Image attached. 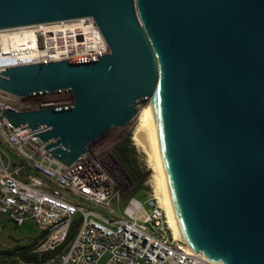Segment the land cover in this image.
Masks as SVG:
<instances>
[{"label":"water","instance_id":"1","mask_svg":"<svg viewBox=\"0 0 264 264\" xmlns=\"http://www.w3.org/2000/svg\"><path fill=\"white\" fill-rule=\"evenodd\" d=\"M91 16L108 51L9 67L0 90L73 103L3 110L71 165L149 104L142 126L175 239L264 264V0H0V29Z\"/></svg>","mask_w":264,"mask_h":264},{"label":"built area","instance_id":"2","mask_svg":"<svg viewBox=\"0 0 264 264\" xmlns=\"http://www.w3.org/2000/svg\"><path fill=\"white\" fill-rule=\"evenodd\" d=\"M68 25L98 30L91 16L87 21L0 29V72L48 61L25 52L46 47L54 30H68ZM21 41H35V46L19 47ZM98 55L101 52L81 58ZM51 96L19 97L0 90V233L8 222L21 227L32 221L39 234L48 230V239H41L34 251H62V259L55 264H212L202 253L169 236L172 228L155 192L143 201L130 197L120 203L119 192L89 150L73 164L64 165L33 136L45 127L20 130L23 127L14 128L2 115L3 110L55 107L58 102Z\"/></svg>","mask_w":264,"mask_h":264},{"label":"rangeland","instance_id":"3","mask_svg":"<svg viewBox=\"0 0 264 264\" xmlns=\"http://www.w3.org/2000/svg\"><path fill=\"white\" fill-rule=\"evenodd\" d=\"M51 97L63 103L70 102L73 95L70 91H60L53 93ZM143 107L145 106L137 107L138 113ZM137 125L136 115L125 126L111 128L95 136L88 143L91 159L108 175L111 185L119 192L120 203L130 197H137L143 201L145 196L154 192L153 170L149 168L147 156L134 145L132 140ZM119 160L125 162L127 169ZM131 168L135 169V175L129 172ZM42 238L32 221L21 227L8 222L0 233V250L8 251L33 242L36 246ZM18 260V257L13 255H0V264H11Z\"/></svg>","mask_w":264,"mask_h":264},{"label":"bare ground","instance_id":"4","mask_svg":"<svg viewBox=\"0 0 264 264\" xmlns=\"http://www.w3.org/2000/svg\"><path fill=\"white\" fill-rule=\"evenodd\" d=\"M75 20L87 21L89 20V16L77 18ZM66 29L68 30L55 29L54 34L52 37L49 38L46 47L40 48L38 46L34 51H27L25 52V54L27 56L31 55L33 57H38V58L46 57L48 61H40V63H48L51 61L64 60L63 58L66 57H68V59L81 58L82 56H86L98 52H101L102 55L108 51L101 37V34L97 29L95 30L83 29L80 25L79 26L74 25L73 27L71 25H68ZM34 46H35V41L34 43L26 42V41H21L19 43V47L22 48H33ZM31 64H36V63H31ZM41 95H48V94H41ZM72 103L73 100H71L70 102L64 101L63 103L58 102L56 106L70 105ZM144 106L145 107H143V109L137 114L138 125L132 135V140L134 145L147 156L149 168L153 170L152 178H153L154 192L157 195L162 208L164 209V189H163L162 181L158 173V170L156 168L155 160L148 151L142 134L144 115L149 104H146ZM40 234L43 237L42 239H48V230H41ZM169 236L171 238H174L172 234V229H169ZM54 252H56V255L44 263H32V262H25L20 260L17 261V264H55L56 262H59L62 259V251H54ZM212 264H221V263L212 262Z\"/></svg>","mask_w":264,"mask_h":264},{"label":"trees","instance_id":"5","mask_svg":"<svg viewBox=\"0 0 264 264\" xmlns=\"http://www.w3.org/2000/svg\"><path fill=\"white\" fill-rule=\"evenodd\" d=\"M119 162H121V164H122L123 160L122 161L119 160ZM124 163H123V166L126 168L127 166H125L126 164H124ZM129 172H132V174L135 175V169L134 168H131L129 170ZM77 224H78V222L76 221L73 229H75V226ZM72 236H73V230L69 234V239ZM35 247L36 246H34V242H33L29 245L17 246V247H15L11 250H8V251L0 250V255H13V257H18V259L21 261L32 262V263H44L56 255V252H50V253L49 252H44V253L35 252L34 251ZM14 262H16V261H14Z\"/></svg>","mask_w":264,"mask_h":264}]
</instances>
